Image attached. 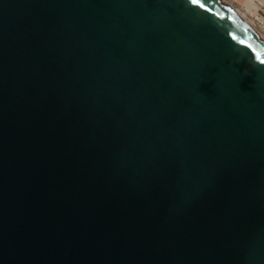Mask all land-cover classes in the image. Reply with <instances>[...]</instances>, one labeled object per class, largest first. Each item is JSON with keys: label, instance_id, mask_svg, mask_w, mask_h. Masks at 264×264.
<instances>
[{"label": "water", "instance_id": "obj_1", "mask_svg": "<svg viewBox=\"0 0 264 264\" xmlns=\"http://www.w3.org/2000/svg\"><path fill=\"white\" fill-rule=\"evenodd\" d=\"M0 264H264V39L219 0H0Z\"/></svg>", "mask_w": 264, "mask_h": 264}, {"label": "rangeland", "instance_id": "obj_2", "mask_svg": "<svg viewBox=\"0 0 264 264\" xmlns=\"http://www.w3.org/2000/svg\"><path fill=\"white\" fill-rule=\"evenodd\" d=\"M229 7L235 10L237 13L243 14L253 26L254 31L264 39V7L261 6L259 12H254L249 5H247L248 0H222ZM261 3L264 0H259ZM252 11V12H251Z\"/></svg>", "mask_w": 264, "mask_h": 264}, {"label": "bare ground", "instance_id": "obj_3", "mask_svg": "<svg viewBox=\"0 0 264 264\" xmlns=\"http://www.w3.org/2000/svg\"><path fill=\"white\" fill-rule=\"evenodd\" d=\"M220 2H222L225 6H227L229 9H231L235 15L237 17H239L242 22H244L249 28H251V30L254 31L252 23L243 15L240 14L239 12L237 13L235 10H233L231 7H229V5H227L224 1L219 0ZM247 5H249L251 7V9H253V13L254 12H259V10L261 9V6L264 7L263 2L261 3L259 0H248ZM252 12V11H251ZM255 32V31H254ZM256 33V32H255ZM257 34V33H256ZM260 36V35H259ZM261 37V36H260ZM262 38V37H261Z\"/></svg>", "mask_w": 264, "mask_h": 264}]
</instances>
